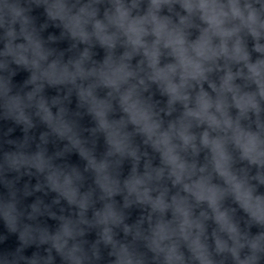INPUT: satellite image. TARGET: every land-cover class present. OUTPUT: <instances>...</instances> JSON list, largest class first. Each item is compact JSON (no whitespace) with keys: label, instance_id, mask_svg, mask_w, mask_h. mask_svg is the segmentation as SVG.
Returning <instances> with one entry per match:
<instances>
[{"label":"clouds","instance_id":"1","mask_svg":"<svg viewBox=\"0 0 264 264\" xmlns=\"http://www.w3.org/2000/svg\"><path fill=\"white\" fill-rule=\"evenodd\" d=\"M0 43V264H264V0H0Z\"/></svg>","mask_w":264,"mask_h":264},{"label":"water","instance_id":"2","mask_svg":"<svg viewBox=\"0 0 264 264\" xmlns=\"http://www.w3.org/2000/svg\"><path fill=\"white\" fill-rule=\"evenodd\" d=\"M33 15L37 18L36 19V23L37 26H39L40 24H43L46 22V16L44 14V10L43 8H37L35 9V11L33 12ZM52 34V35H56L59 36L60 34V29L53 27V26H49L46 30H44L41 35L47 39V37ZM54 47L60 49V50H64L69 46V41L64 40V41H60L58 43H56L55 45H53ZM0 48H3V44L0 43ZM94 51L97 53V55L94 57L97 60H102L103 56H104V52L103 49L97 47L96 49H94ZM133 63H135V60L133 61ZM15 67V66H14ZM29 73H27L26 71L20 69L18 70V74L13 77V83L14 84H22L23 81L25 79H27ZM207 87V86H205ZM57 94V90L54 88H46L45 89V95L46 96H54ZM101 95H103V92L100 93ZM155 99L163 102L166 98L165 97H161L159 95V93L156 94ZM76 97L75 95H73L72 97V102L69 105V108L72 109L73 111L76 110ZM80 124L82 125V127L85 128H91L94 126V122L92 120V118L88 115H84L83 118L80 120ZM0 126H2L3 128H8V127H14L15 131L12 133L11 138L15 139V138H21L23 136V133L21 131V128L18 126H15L12 124V122L10 121H5L2 122V124H0ZM47 131V128L45 125L37 123V127L33 130V133L36 135L37 139L39 137V134L41 132ZM85 136L88 135L87 132L84 133ZM139 139V138H137ZM63 143L62 141H56L55 143H49L48 145V151L49 154H52L53 152H55L58 148H62L63 147ZM35 147V145H33V148ZM105 150V143H104V138L103 136L99 137L98 140V144H97V155H100L101 153H103V151ZM66 161L69 164L72 165H76L78 167H80L81 169H83L85 161H83L79 155L77 153H71L66 157ZM63 161H57V163H61ZM159 160H154V164H158ZM130 170V164L128 161L124 162L123 165V175L126 176L128 174V171ZM29 177H24V179L21 181V185L28 181ZM31 183L34 185L36 183V179L35 177L31 178ZM87 183H91V178L89 177ZM4 189L2 186H0V192H3ZM261 192H264V188L260 189ZM36 196H42V198L45 200V202H50L52 200V198L55 196V193H49L47 196H44L42 193H36ZM117 200H121V198L118 196L116 197ZM35 200V196L29 197L27 198L24 203L25 204H30ZM62 204L64 205L65 208H67V205L65 202L62 201ZM100 205L98 204L97 207H99ZM142 214V210L140 208L137 207H133L131 209L128 210V219H127V223L132 224L135 223V221L140 217V215ZM241 215H243V213H241ZM89 216H91V212L89 213ZM42 223H46L52 230H54L57 227V221L49 219L47 217H43L41 218ZM209 224L211 225V222H209ZM209 231H211V226L209 228ZM256 231H258V229L256 227L252 228V232L255 233ZM118 232V236L117 239H124L123 233L119 232V230H117ZM0 234H6V231L4 229L3 226V221L0 220ZM96 231L92 230L90 233H88L85 237V239H87L89 242L94 241L96 239ZM129 240L131 239V237L128 238ZM18 241H17V237L15 235H11L9 236V238L3 242L0 243V251H12L15 249V247L17 246ZM46 247V246H43ZM43 247L40 249L41 252H43ZM37 249L35 248V246H32L30 248H28L26 250V255H31L34 251H36ZM140 250L141 251H146V249L143 248V245H140ZM108 249H102V255H103V259L100 261V264H108L109 261V257H108ZM151 254L149 253V256ZM56 264H60L59 261V257L56 258Z\"/></svg>","mask_w":264,"mask_h":264}]
</instances>
